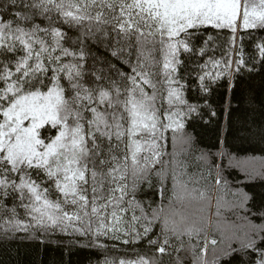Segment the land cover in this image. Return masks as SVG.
Instances as JSON below:
<instances>
[{"label": "snow or ice", "instance_id": "1", "mask_svg": "<svg viewBox=\"0 0 264 264\" xmlns=\"http://www.w3.org/2000/svg\"><path fill=\"white\" fill-rule=\"evenodd\" d=\"M209 28L230 36L218 44ZM254 29L264 30V0H0V239L147 241L135 259L104 264H222L234 254L264 264V191L233 188L216 162L254 181L264 158L249 169L257 158L240 160L225 137L213 152L187 131L221 110L230 117L231 96L214 93L264 64V38L253 54L240 35ZM157 182L161 204L137 199ZM213 186L224 193L215 224L205 215ZM212 227L229 234L223 248Z\"/></svg>", "mask_w": 264, "mask_h": 264}, {"label": "trees", "instance_id": "2", "mask_svg": "<svg viewBox=\"0 0 264 264\" xmlns=\"http://www.w3.org/2000/svg\"><path fill=\"white\" fill-rule=\"evenodd\" d=\"M208 33L218 36L217 43L224 44L230 31L225 29L217 31L209 28ZM240 35L244 36V47L246 52L254 54V46L264 38V30L254 29L242 31ZM219 49L217 55H219ZM125 71L129 69L124 67ZM183 75V70H181ZM220 95L231 96L232 109L230 117L226 116L221 110L217 117L211 123L204 124L196 122L187 128L196 139L195 149L216 151L214 145L218 143L220 137H225L230 145V150L237 158L244 160L246 157H256L255 161L248 163L247 167L260 168L261 158H264V140L261 139V132L264 131V64L257 63L252 72L243 71L237 78L236 86L231 93L226 91V85L221 82L214 98ZM230 126L225 127L226 125ZM219 122V125L217 124ZM244 129H251L247 132ZM167 151H173L171 133L168 134ZM179 143L176 146L180 150ZM199 155L196 151L193 156ZM169 159V157H165ZM221 164L223 176L230 182V185L241 187L248 192L259 193L264 191V180L256 179L249 181L241 167L236 166L235 162L229 164L228 158L217 159ZM195 171L193 167L191 169ZM211 180L209 184L211 185ZM160 185L157 182L156 187L148 190L144 185L142 191L138 193L137 199L143 201H154L153 207L161 204V196L158 191ZM172 182L169 179L163 196V204L166 206L171 196ZM213 197L211 207L205 212L206 216H211L213 224L216 220L215 198L218 195H224L223 191L217 192L213 186L211 193ZM227 199H232L229 194ZM195 211V208L192 209ZM223 216L232 219L230 213L224 211ZM259 222V221H257ZM154 232H159L157 225ZM209 239L215 238L219 247L223 248L229 243L228 235H221L215 230V227L209 229ZM232 246L238 247L233 240ZM101 243L107 247H96L90 238H83L70 234L56 232L46 236H40L39 239H0V264H104L105 259H114L125 257L135 259L136 250H143L147 241H138L135 244L125 245L121 241H114L108 238H101ZM115 245V247H114ZM209 259H211V246L209 248ZM167 261V258H166ZM222 264H242V258L238 254L225 258Z\"/></svg>", "mask_w": 264, "mask_h": 264}]
</instances>
